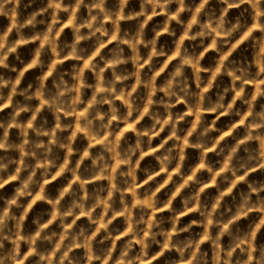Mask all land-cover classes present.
Returning <instances> with one entry per match:
<instances>
[{
  "label": "clouds",
  "instance_id": "obj_1",
  "mask_svg": "<svg viewBox=\"0 0 264 264\" xmlns=\"http://www.w3.org/2000/svg\"><path fill=\"white\" fill-rule=\"evenodd\" d=\"M0 264H264V0H0Z\"/></svg>",
  "mask_w": 264,
  "mask_h": 264
}]
</instances>
